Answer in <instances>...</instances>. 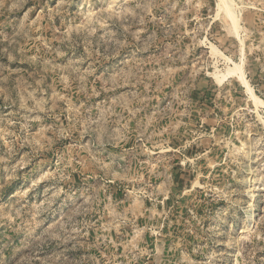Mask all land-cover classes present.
Returning a JSON list of instances; mask_svg holds the SVG:
<instances>
[{"label": "rangeland", "instance_id": "374dc122", "mask_svg": "<svg viewBox=\"0 0 264 264\" xmlns=\"http://www.w3.org/2000/svg\"><path fill=\"white\" fill-rule=\"evenodd\" d=\"M0 264H264V0H0Z\"/></svg>", "mask_w": 264, "mask_h": 264}, {"label": "bare ground", "instance_id": "6f19581e", "mask_svg": "<svg viewBox=\"0 0 264 264\" xmlns=\"http://www.w3.org/2000/svg\"><path fill=\"white\" fill-rule=\"evenodd\" d=\"M222 2H224V0H221ZM226 5V4H225ZM237 70H239V67L237 66V65H234L233 67H229L228 68V73H230V75L232 74V73H237V74H239L238 73V71ZM240 75V74H239ZM227 76V75H226ZM241 76V78L243 79V76L242 75H240Z\"/></svg>", "mask_w": 264, "mask_h": 264}]
</instances>
